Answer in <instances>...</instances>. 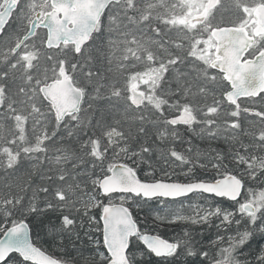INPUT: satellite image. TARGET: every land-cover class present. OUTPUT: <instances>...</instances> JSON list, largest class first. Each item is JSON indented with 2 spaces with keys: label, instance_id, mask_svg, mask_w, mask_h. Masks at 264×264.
Masks as SVG:
<instances>
[{
  "label": "trees",
  "instance_id": "obj_1",
  "mask_svg": "<svg viewBox=\"0 0 264 264\" xmlns=\"http://www.w3.org/2000/svg\"><path fill=\"white\" fill-rule=\"evenodd\" d=\"M47 1L18 0L0 35V228L25 221L32 242L65 264H92L97 250L106 254L100 208L84 207L82 200L95 194L105 204L107 196L99 195L96 182L118 163L115 146L106 139V132L116 129L124 154L119 161L140 179H162L165 167L176 164L191 170L178 174L176 181L233 175L242 182L236 202L202 194L178 200L133 197L137 206L130 211L138 231L173 241L176 250L157 257L132 238L127 251L131 264H264V93L235 107L224 100L228 85L207 60L182 53L165 61V48L176 45L179 36L161 8L148 7L158 0L110 5L78 54L70 45L46 49L42 29L14 51L33 11L49 9ZM30 3L35 4L29 8ZM242 6L235 2V8ZM229 20L217 26H237ZM210 21L204 23L207 33L216 26ZM180 26L183 35L188 26L184 33ZM255 27L258 36L261 30ZM258 41L254 51L264 47ZM61 65L83 91V100L76 115L58 123L38 87L57 78ZM142 76L152 84L153 104L134 108L128 92ZM182 110L193 113L191 124L167 121ZM192 196L234 214L227 222H154L156 212ZM245 202L254 207L252 215L236 209ZM95 236L97 246L92 244ZM6 262L30 264L17 254L2 264Z\"/></svg>",
  "mask_w": 264,
  "mask_h": 264
},
{
  "label": "water",
  "instance_id": "obj_2",
  "mask_svg": "<svg viewBox=\"0 0 264 264\" xmlns=\"http://www.w3.org/2000/svg\"><path fill=\"white\" fill-rule=\"evenodd\" d=\"M18 0H2L0 3V35L7 26L17 6ZM121 0H48L49 9L37 11L20 37L14 51L34 36L38 29L45 32L44 47L56 50L62 45H71L74 54L80 53L88 43L97 25L111 4ZM217 0H208L205 8L211 9ZM259 26L264 28V4L255 6ZM205 16L192 19L202 23ZM210 37L214 42L209 67L220 73L228 85L224 100L237 107L241 99L256 98L264 92V49L251 57H246L254 43L244 26L224 25L213 27ZM41 98L49 105L55 121L61 123L65 118L76 115L82 105L83 92L67 74L63 65L58 69V77L38 87ZM129 102L132 107L143 105L145 94L130 88ZM172 125H186L194 121L192 112L182 110L167 118ZM101 195L127 194L142 199L176 200L192 194H203L224 198L235 202L242 193V182L233 175L221 176L215 180H194L188 182L170 180H143L123 163L111 166L107 175L98 182ZM245 212H254V207L246 203ZM99 222L101 240L107 261L103 264H131L127 251L129 241L136 238L141 245L157 257H167L176 250V243L156 234L139 232L130 209L119 203H105L100 209ZM159 253V255H158ZM11 254H17L22 261L30 264H65L52 257L37 245L30 236L25 221L18 222L4 230L0 236V264Z\"/></svg>",
  "mask_w": 264,
  "mask_h": 264
},
{
  "label": "rangeland",
  "instance_id": "obj_3",
  "mask_svg": "<svg viewBox=\"0 0 264 264\" xmlns=\"http://www.w3.org/2000/svg\"><path fill=\"white\" fill-rule=\"evenodd\" d=\"M2 0H0L1 3ZM264 0H217L214 7L209 10L205 9V4L207 0H158L157 2L149 4V8H158L162 9L165 19H169V25L171 26V30L173 33H177L176 45H172L165 48V61L171 60L173 54L175 56L182 54V57H186V55H190V57L195 58L196 60H207L209 61L211 58L212 50H213V40L210 37V34L207 33L204 29V23L206 21H210L211 24L216 25L223 21H237V25H245L247 24V29L249 31L252 30L255 21L254 15V7L257 3ZM48 2V1H47ZM235 2L241 3L243 5L240 8H235ZM35 3L28 4L27 7L31 8ZM49 5V4H48ZM35 11H33L34 14ZM32 14V16H33ZM201 16L206 17V21L202 23H198L196 21L191 22V19H195ZM233 22V21H232ZM176 24H181V31L183 32V28L185 24H187V29L184 31L185 33L182 35L178 34L179 26H175ZM184 24V26L182 25ZM167 29L168 25L165 24ZM181 32V33H182ZM257 40L258 42L264 41V32L259 34ZM169 41V39L167 40ZM171 41V40H170ZM24 46V45H23ZM169 47H173L169 50ZM210 51V54H209ZM7 51H1V54H4ZM23 52L21 51L19 54H15V58H19ZM163 63V62H162ZM133 88L145 94V102L146 106L153 104V97H152V84L147 79L138 78ZM140 80V81H139ZM129 96V95H128ZM171 133V132H170ZM178 133H172L171 135H175ZM106 139L108 145L115 146V162L120 163V159L124 158L123 148H121L118 144L121 142L120 132L116 129H110L106 132ZM177 165L169 164L165 167L164 172L161 174L160 178L165 180H178L176 177L178 174H184L189 171L190 169H180L175 168ZM214 167V166H213ZM217 170V168H214ZM98 182L96 184L98 185ZM100 195V193H99ZM199 195V194H194ZM102 196V195H101ZM184 199V198H183ZM199 196H192L190 199H186L182 202H179L177 206L175 204H168L162 208L160 212H156L153 216L154 222L158 225L162 226H175L180 224L181 222H191V223H201L207 222L212 218H220L225 222L229 221L231 216L234 212L231 211H217L215 206L210 207L207 200L203 202L199 200ZM83 206L89 209L101 207L104 205L102 200L95 194L90 196H86L82 200ZM104 203L109 204H123L127 206L130 210L135 209L137 203L134 202L133 196L127 194H112L106 197ZM242 204H239L236 209L241 210ZM242 211V210H241ZM243 213V212H242ZM245 213V212H244ZM252 215V214H251ZM5 230L6 228H0L1 230ZM96 230V228H94ZM93 246H97V237H93L92 240ZM52 257L58 259L59 261L63 262L60 256L54 253H48ZM107 255L103 252L97 250L96 258L92 264H103L107 261ZM64 263V262H63ZM5 264H11V262H6Z\"/></svg>",
  "mask_w": 264,
  "mask_h": 264
},
{
  "label": "bare ground",
  "instance_id": "obj_4",
  "mask_svg": "<svg viewBox=\"0 0 264 264\" xmlns=\"http://www.w3.org/2000/svg\"><path fill=\"white\" fill-rule=\"evenodd\" d=\"M22 36V35H21ZM20 39V38H19ZM40 85V84H39ZM178 113V112H177ZM177 113H175V114H177ZM175 114H173V115H175ZM170 116H172V115H170ZM170 116H168V117H170ZM168 117H166V119L168 118Z\"/></svg>",
  "mask_w": 264,
  "mask_h": 264
},
{
  "label": "flooded vegetation",
  "instance_id": "obj_5",
  "mask_svg": "<svg viewBox=\"0 0 264 264\" xmlns=\"http://www.w3.org/2000/svg\"><path fill=\"white\" fill-rule=\"evenodd\" d=\"M263 32H264V29H262L261 31H259L260 34L263 33Z\"/></svg>",
  "mask_w": 264,
  "mask_h": 264
},
{
  "label": "snow or ice",
  "instance_id": "obj_6",
  "mask_svg": "<svg viewBox=\"0 0 264 264\" xmlns=\"http://www.w3.org/2000/svg\"><path fill=\"white\" fill-rule=\"evenodd\" d=\"M158 255H159V253H158Z\"/></svg>",
  "mask_w": 264,
  "mask_h": 264
}]
</instances>
